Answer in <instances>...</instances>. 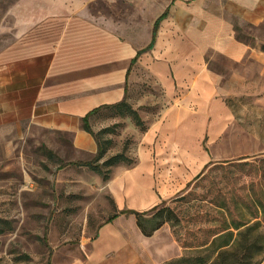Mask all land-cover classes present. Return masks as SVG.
Here are the masks:
<instances>
[{
    "label": "crops",
    "instance_id": "crops-1",
    "mask_svg": "<svg viewBox=\"0 0 264 264\" xmlns=\"http://www.w3.org/2000/svg\"><path fill=\"white\" fill-rule=\"evenodd\" d=\"M150 4L159 10L149 23ZM140 6L142 20L115 23L92 18L85 5L46 7L37 0V8L6 27L0 47L1 145L21 138L71 161L89 159L99 149L84 127L90 112L127 100L144 70L164 87L171 102L144 136L139 164L111 183L122 207L117 213L153 208L175 190L172 174L181 171L188 186L211 162L198 155L207 114L213 122H227L229 115L213 113L216 106L228 108L215 98L224 92L223 75L211 68L209 54L249 61L264 74V0H151ZM235 23L255 28L254 37L239 39ZM101 112L90 117L93 130ZM156 140L154 162L150 146ZM181 249L169 224L147 236L136 215L124 213L101 224L86 255L69 264H164Z\"/></svg>",
    "mask_w": 264,
    "mask_h": 264
},
{
    "label": "rangeland",
    "instance_id": "rangeland-1",
    "mask_svg": "<svg viewBox=\"0 0 264 264\" xmlns=\"http://www.w3.org/2000/svg\"><path fill=\"white\" fill-rule=\"evenodd\" d=\"M59 1L71 7L85 5L92 18L117 23L142 20L144 13L140 3L151 0H40V3L50 7ZM29 8H37V0H0V47L7 40L6 27L15 25ZM146 8L145 22L150 23L159 6L150 4ZM235 29L238 38L245 41L256 33L255 28L237 23ZM207 59L211 68L223 75L224 92L215 98H222L228 108L223 111L216 106L213 113L229 115V118L227 122L224 119L213 122V116L207 114V118L210 117L207 135L201 139L198 155L203 154L212 162L243 159L253 163L264 158V74L261 68L249 61L236 63L214 53ZM149 75L144 70L141 80L127 97L144 125H138L127 111H106L94 128L104 156L99 161L94 160L97 154L78 160H94L102 172L75 165L77 161L59 157L46 146L29 144L21 138H11L15 140L13 144H0V264H69L86 255L99 226L122 209L113 194L112 181L121 172L139 164L144 136L152 124L162 118L171 102L164 87ZM157 144L156 140L150 146L154 162H157ZM119 153L130 157L133 163L105 165L110 157ZM259 179L262 177L243 175L239 183L252 180L259 183ZM156 180L155 190L159 191L160 181ZM187 181L181 171L172 174L170 186L175 190L169 191L164 200L175 198L178 190L187 186ZM182 253L183 249L179 255Z\"/></svg>",
    "mask_w": 264,
    "mask_h": 264
},
{
    "label": "trees",
    "instance_id": "trees-1",
    "mask_svg": "<svg viewBox=\"0 0 264 264\" xmlns=\"http://www.w3.org/2000/svg\"><path fill=\"white\" fill-rule=\"evenodd\" d=\"M167 15L165 12L156 22L152 47L158 24ZM148 49V48H147ZM145 49V50H147ZM141 51L139 55L144 52ZM127 111L138 125L143 121L131 108L128 100L95 109L84 118V127L95 133L90 117L98 111ZM101 112V113H102ZM97 140V138H96ZM98 142L95 161L104 156ZM77 161L78 166H87L102 172L95 161ZM120 162L133 163L123 153L110 157L108 167ZM261 176L259 183L250 181L240 184L242 176ZM108 178V172H105ZM264 158L249 161L229 160L210 162L187 188L170 201H163L147 211L123 210L115 213L109 221L120 214L132 213L147 236L163 225L169 224L175 240L183 249L181 256L164 264H262L264 261ZM263 185V186H262Z\"/></svg>",
    "mask_w": 264,
    "mask_h": 264
}]
</instances>
